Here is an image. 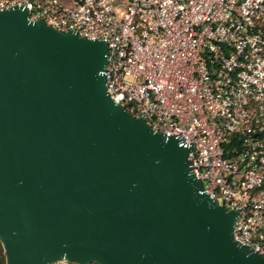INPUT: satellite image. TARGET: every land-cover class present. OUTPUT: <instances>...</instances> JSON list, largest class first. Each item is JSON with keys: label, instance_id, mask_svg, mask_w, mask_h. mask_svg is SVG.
Instances as JSON below:
<instances>
[{"label": "water", "instance_id": "1", "mask_svg": "<svg viewBox=\"0 0 264 264\" xmlns=\"http://www.w3.org/2000/svg\"><path fill=\"white\" fill-rule=\"evenodd\" d=\"M108 47L0 11V243L7 264H264L204 192L193 147L107 93Z\"/></svg>", "mask_w": 264, "mask_h": 264}, {"label": "built area", "instance_id": "2", "mask_svg": "<svg viewBox=\"0 0 264 264\" xmlns=\"http://www.w3.org/2000/svg\"><path fill=\"white\" fill-rule=\"evenodd\" d=\"M14 8L105 42L110 98L193 147L204 192L264 258V0H0Z\"/></svg>", "mask_w": 264, "mask_h": 264}, {"label": "trees", "instance_id": "3", "mask_svg": "<svg viewBox=\"0 0 264 264\" xmlns=\"http://www.w3.org/2000/svg\"><path fill=\"white\" fill-rule=\"evenodd\" d=\"M0 264H7L5 250L1 243H0Z\"/></svg>", "mask_w": 264, "mask_h": 264}]
</instances>
